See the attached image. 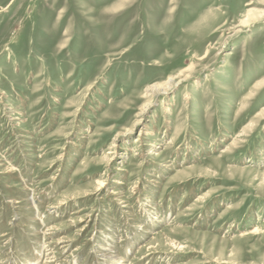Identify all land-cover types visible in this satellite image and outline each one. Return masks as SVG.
<instances>
[{"label": "rangeland", "instance_id": "374dc122", "mask_svg": "<svg viewBox=\"0 0 264 264\" xmlns=\"http://www.w3.org/2000/svg\"><path fill=\"white\" fill-rule=\"evenodd\" d=\"M0 0V264H264V0Z\"/></svg>", "mask_w": 264, "mask_h": 264}, {"label": "bare ground", "instance_id": "6f19581e", "mask_svg": "<svg viewBox=\"0 0 264 264\" xmlns=\"http://www.w3.org/2000/svg\"><path fill=\"white\" fill-rule=\"evenodd\" d=\"M122 3H123V1H122V0H120L118 4H122Z\"/></svg>", "mask_w": 264, "mask_h": 264}]
</instances>
